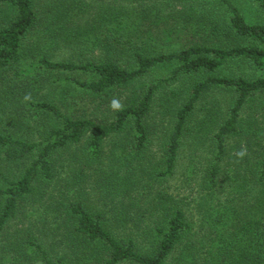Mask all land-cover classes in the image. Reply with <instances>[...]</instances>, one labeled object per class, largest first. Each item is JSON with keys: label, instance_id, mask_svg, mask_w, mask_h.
<instances>
[{"label": "trees", "instance_id": "1", "mask_svg": "<svg viewBox=\"0 0 264 264\" xmlns=\"http://www.w3.org/2000/svg\"><path fill=\"white\" fill-rule=\"evenodd\" d=\"M107 1L176 8L192 33L147 52L110 45L99 17L97 56L56 61L88 0H0V264H264V0ZM189 137L199 221L157 191L142 240L118 231L116 194L168 182ZM91 169L109 211L88 198ZM44 196L60 253L11 230Z\"/></svg>", "mask_w": 264, "mask_h": 264}, {"label": "rangeland", "instance_id": "2", "mask_svg": "<svg viewBox=\"0 0 264 264\" xmlns=\"http://www.w3.org/2000/svg\"><path fill=\"white\" fill-rule=\"evenodd\" d=\"M88 3L90 4L89 13L77 22L76 32L72 33L75 35L68 34L70 40L62 41L54 52L56 61L64 59L77 61L78 59L91 58L94 54L97 56L96 52L102 46L100 42L94 41L96 34L94 31L100 29V26L97 25L99 17L114 22V27L99 30L107 35L105 38L110 45H124L126 48L135 49L132 44H129L134 42V45H141L140 47L147 52H153L160 45L171 43L174 40L184 39L186 35L192 33V31L189 32L190 30L184 29L183 21L179 20L180 13L178 9L176 11V8L161 7V9L155 10L150 9L149 5H121L107 0H88ZM202 31L199 28L196 33L200 34ZM22 73L31 75L32 67L27 66ZM261 73L264 74V68ZM158 148V142L154 141L151 147L152 154L157 153ZM203 153L204 146L201 141L197 137H189L183 142L177 169L168 182L152 190L141 187L129 190V192L126 191V193L121 192L119 195L116 194L114 201L117 199V202H121L119 208L127 211L130 218L125 219V222L123 221L124 226L129 227L128 229L117 230L132 235L138 241L142 240L143 228L149 225L152 215L150 205L157 197V191L168 196L170 202L181 206L187 216L197 223L202 201H200L201 193L198 185V168L201 167ZM190 165L193 166L192 170ZM90 174L86 185L88 198L92 201L95 209L109 211L112 208L111 199L107 197L105 192H102V188L95 182L96 175L102 176V174L97 169H91ZM50 190H55L53 193L58 194L57 189L51 187ZM135 203L134 208L130 207ZM30 211H32L31 214L24 215L13 223L11 230L22 234L30 232L44 242L51 244L52 247L57 248L56 250L60 253L58 249L60 235L57 231V228L60 229V224L54 219V208L48 197L44 196L41 204L36 205L34 210L31 209ZM132 225L135 227L134 230L130 228Z\"/></svg>", "mask_w": 264, "mask_h": 264}, {"label": "clouds", "instance_id": "3", "mask_svg": "<svg viewBox=\"0 0 264 264\" xmlns=\"http://www.w3.org/2000/svg\"><path fill=\"white\" fill-rule=\"evenodd\" d=\"M111 107L114 108V109H120L121 105H120V103L118 101L113 100L112 104H111ZM241 154H243V153H241Z\"/></svg>", "mask_w": 264, "mask_h": 264}]
</instances>
